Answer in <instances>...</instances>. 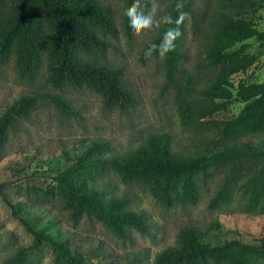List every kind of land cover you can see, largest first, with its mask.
<instances>
[{"label":"trees","instance_id":"obj_1","mask_svg":"<svg viewBox=\"0 0 264 264\" xmlns=\"http://www.w3.org/2000/svg\"><path fill=\"white\" fill-rule=\"evenodd\" d=\"M140 0H123V28L129 34L134 24V6ZM262 0H227L232 13H220L213 19L201 42V55L212 78L202 95L216 109H222L232 97L229 77L249 67L254 58L246 52L250 39L264 41L251 21L239 18L245 9L253 10ZM169 8L158 35L146 46L145 55L159 54L165 75L172 82L177 65L185 56L182 37L187 16L193 17L189 0H168ZM178 33V34H177ZM117 29L110 7L101 0H0V76L10 70L24 82L40 78L51 89L72 88L97 94L104 105L126 110L131 94L120 68L96 62L113 46ZM235 96L243 103L237 115L221 125L222 152L257 171L238 188L247 209L264 217V80L260 84L238 85ZM220 103H213V100ZM46 103L69 114L68 106L55 94L22 96L0 112V160L10 133L38 107ZM166 135H150L139 146L114 155L106 141H90L82 147L69 166L50 177L63 210L73 221L92 216L120 239L133 231L147 234V219L141 211L129 207L125 195L108 194L95 181L109 174L120 182L145 188L153 200L164 207H191L198 199L195 175L209 160L206 153L180 157L170 150ZM227 142V143H226ZM243 161V163L240 162ZM235 167V166H233ZM32 174H35V172ZM23 176H27L24 174ZM230 187L224 184L210 199L215 208L225 199ZM0 199L10 215L30 237L2 264H26L30 253L42 246L51 249L56 264H91L71 249L55 233L31 220L17 202H12L0 183ZM211 228L182 227L175 243L155 253L154 264H264V243L243 244L224 240L203 243Z\"/></svg>","mask_w":264,"mask_h":264},{"label":"rangeland","instance_id":"obj_2","mask_svg":"<svg viewBox=\"0 0 264 264\" xmlns=\"http://www.w3.org/2000/svg\"><path fill=\"white\" fill-rule=\"evenodd\" d=\"M101 1L111 9L117 36L108 39L113 48L95 59L121 69L132 102L126 110L108 107L91 91L51 89L40 78L24 82L5 70L0 76V112L20 97L36 93L59 96L70 111L62 113L51 104L40 103L28 121L11 131L0 160V183H5L8 197L19 203L39 227L55 233L91 264H154L155 253L173 245L178 231L186 225L205 230L215 224L216 228H211L203 240L207 245L224 240L248 245L264 243V217L246 208L238 188L257 171H248L245 165H236L229 159L222 152L220 135L222 123L233 119L243 106L235 96L237 86L264 80V41L245 42L246 52L254 60L244 71L229 77L232 97L216 110L202 95L213 71L201 55V42L216 15L232 13L227 0H189L193 17L187 16L185 21V57L178 62L172 82L166 78L161 56L144 54L161 29L168 0L136 3L135 24L129 34L123 28V0ZM239 18L251 21L257 31H264V0L253 10H243ZM213 103L220 100L214 99ZM156 134L166 135L170 150L180 157L199 153L208 156L204 169L195 175L198 199L194 206H161L145 188L122 183L112 174L94 183L108 194L125 195L132 210L144 213L146 235L133 231L129 238L120 239L92 216L83 215L73 221L56 196L43 193L46 189L55 191L50 177L69 166L90 141H106L111 148L108 153L121 155ZM224 184L230 187L225 199L215 208L209 207L210 199ZM29 243L30 237L0 199V264ZM26 264L56 262L51 249L44 245L29 254Z\"/></svg>","mask_w":264,"mask_h":264},{"label":"clouds","instance_id":"obj_3","mask_svg":"<svg viewBox=\"0 0 264 264\" xmlns=\"http://www.w3.org/2000/svg\"><path fill=\"white\" fill-rule=\"evenodd\" d=\"M134 24H135V22H134ZM178 34V33H177Z\"/></svg>","mask_w":264,"mask_h":264}]
</instances>
